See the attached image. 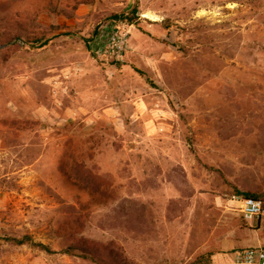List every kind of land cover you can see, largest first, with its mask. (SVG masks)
<instances>
[{
  "label": "rangeland",
  "instance_id": "374dc122",
  "mask_svg": "<svg viewBox=\"0 0 264 264\" xmlns=\"http://www.w3.org/2000/svg\"><path fill=\"white\" fill-rule=\"evenodd\" d=\"M134 7L124 61L102 64L88 37ZM236 191L264 200V0H0V264H96L3 240L25 234L230 264L264 246Z\"/></svg>",
  "mask_w": 264,
  "mask_h": 264
},
{
  "label": "built area",
  "instance_id": "2783aa9c",
  "mask_svg": "<svg viewBox=\"0 0 264 264\" xmlns=\"http://www.w3.org/2000/svg\"><path fill=\"white\" fill-rule=\"evenodd\" d=\"M129 25L109 19L100 22L87 39L91 55L102 64H118L124 61L128 49ZM237 209L246 221L257 222L264 217V200L253 197H239ZM230 264H264V246L245 247L232 254Z\"/></svg>",
  "mask_w": 264,
  "mask_h": 264
},
{
  "label": "trees",
  "instance_id": "16d2710c",
  "mask_svg": "<svg viewBox=\"0 0 264 264\" xmlns=\"http://www.w3.org/2000/svg\"><path fill=\"white\" fill-rule=\"evenodd\" d=\"M134 15H136L135 7L131 9L130 15H127L126 17L122 15H112L111 19L122 22L123 20H127L131 22L135 18ZM81 169H85L84 166L80 163H77L74 159H70V161H64L61 166V171L66 175L67 178H70L72 180H76L79 177ZM236 194L240 197L260 198L257 194L249 191H236ZM258 222L259 220L257 221V223ZM3 240L15 245L27 244L46 253L76 255L83 259H90L96 262V264H125L124 258L119 257L116 252L114 253L113 249H111L109 252L107 251L109 253L106 258L107 261H102L101 259H99V255L97 254V252H95V249H93L92 246L86 244V242L82 241L81 239H78L75 243H72L59 251L51 249L46 244L34 241L28 234L22 235L21 237H5L3 238ZM211 255V253L201 254L197 256L190 264H213V262L211 261Z\"/></svg>",
  "mask_w": 264,
  "mask_h": 264
},
{
  "label": "crops",
  "instance_id": "0c3cea01",
  "mask_svg": "<svg viewBox=\"0 0 264 264\" xmlns=\"http://www.w3.org/2000/svg\"><path fill=\"white\" fill-rule=\"evenodd\" d=\"M212 261H213V264H229V263H224V258L223 257H217V256H212ZM214 260H216V262H214ZM218 260H220V262H218Z\"/></svg>",
  "mask_w": 264,
  "mask_h": 264
}]
</instances>
